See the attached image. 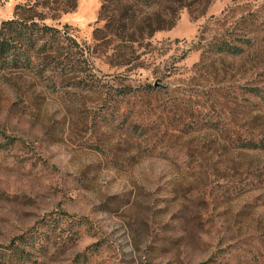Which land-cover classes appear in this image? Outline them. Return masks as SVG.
I'll list each match as a JSON object with an SVG mask.
<instances>
[{
	"label": "rangeland",
	"instance_id": "374dc122",
	"mask_svg": "<svg viewBox=\"0 0 264 264\" xmlns=\"http://www.w3.org/2000/svg\"><path fill=\"white\" fill-rule=\"evenodd\" d=\"M33 1L0 0L47 27L0 59V264H264V0Z\"/></svg>",
	"mask_w": 264,
	"mask_h": 264
},
{
	"label": "trees",
	"instance_id": "16d2710c",
	"mask_svg": "<svg viewBox=\"0 0 264 264\" xmlns=\"http://www.w3.org/2000/svg\"><path fill=\"white\" fill-rule=\"evenodd\" d=\"M58 3H57V2ZM60 0H54L56 4L58 5V8H61L64 12H70L77 6L78 0H67V4L60 3ZM42 0L33 1L30 4H26L24 6H18V12H32L41 10L43 12V15L37 14V17H41L40 20H45V10L46 8H50L52 4V0H44L43 3H41ZM37 19H34L33 17H18L17 20H10L8 22H4L3 25L0 27V59L3 60L4 63L7 62V64H11L13 66H17L18 61L22 60L23 62H26V59L24 58V54L21 51L20 44L27 43V45L30 44V46H36L38 39H36V36L40 32H46L47 27L45 25L37 23ZM35 23V24H34ZM37 41V42H35ZM18 48L20 49L19 51ZM44 49V47H41ZM37 49V47L35 48ZM42 49V50H43ZM221 52H234L233 49L230 47H220ZM21 52V53H18Z\"/></svg>",
	"mask_w": 264,
	"mask_h": 264
}]
</instances>
